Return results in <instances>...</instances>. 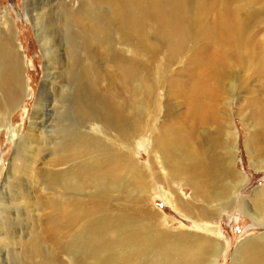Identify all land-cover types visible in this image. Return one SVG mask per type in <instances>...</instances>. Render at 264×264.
<instances>
[{
  "label": "bare ground",
  "instance_id": "1",
  "mask_svg": "<svg viewBox=\"0 0 264 264\" xmlns=\"http://www.w3.org/2000/svg\"><path fill=\"white\" fill-rule=\"evenodd\" d=\"M52 1L58 4L48 6L47 13L37 14L33 9L34 25L45 52L57 41L67 45V64L53 61L63 75L58 77L60 83L72 85L66 112L51 119L55 126L48 128L53 139L54 134L62 139L53 145L52 164L68 166L51 174L48 189L53 194L45 206L53 232L59 236L58 252L69 263H62L55 254L52 257L59 264H217L224 243L216 237L220 232L215 222L229 208L242 210L241 192L249 182L234 170L238 136L221 104L228 105L237 87L249 82V78H231L234 66L253 67L264 74V0H88L78 9L64 3L67 0ZM256 3L262 4L260 9H255ZM35 8L41 9L40 3ZM57 10L62 20L55 39L51 31ZM211 12L216 17L208 22ZM5 25L11 37L8 22ZM121 44L133 56L149 60L165 52L168 67L187 54L191 63L179 70L187 78H130V72L121 67L124 56L117 48ZM56 57L52 52L50 59ZM104 63L112 68L111 78L102 74L99 65ZM24 74L17 46L0 36V123L23 101ZM58 78L42 83L36 112ZM260 79L262 95L249 99L253 125L245 147L254 167L264 169V78ZM163 89H168L165 119L153 136L162 105L158 92ZM60 95L56 100L61 105L65 98ZM172 99L180 101L183 113L172 105ZM172 113L176 117L170 118ZM35 125L38 128L37 121ZM81 125L92 131L76 129ZM6 128L14 140L17 130ZM105 131L114 137L109 139V149L99 138ZM148 132L153 136L149 166H143L133 156L127 138L141 139ZM148 171L156 184L159 179L169 184L181 180L191 190L192 203L170 198L169 185L161 196L210 235L179 233L169 238L151 227L159 223V211L144 204L136 209L144 206L150 214L136 217L135 209L121 202L126 192L129 199L132 193L150 190L151 181H145ZM81 193L88 198H79ZM149 194L142 200H149ZM251 201L252 217L264 226V191L255 190ZM200 203L206 206L201 208ZM241 248L250 250L242 249L244 264H264L263 238Z\"/></svg>",
  "mask_w": 264,
  "mask_h": 264
},
{
  "label": "rangeland",
  "instance_id": "2",
  "mask_svg": "<svg viewBox=\"0 0 264 264\" xmlns=\"http://www.w3.org/2000/svg\"><path fill=\"white\" fill-rule=\"evenodd\" d=\"M87 1L67 0L64 3L67 2L73 9H78L83 2ZM37 3H40L41 9L39 10L35 8ZM57 4L58 1L52 0H44L43 2L40 0H0V36L17 46L22 57L23 68L25 69V95L23 101L10 111V115L6 117L7 120L5 122L0 123V264H59L52 257L53 254L57 255L59 261L62 263H69V258L62 251L61 253L58 252L59 245L56 241L59 236L53 232L46 207L48 197L50 194H53V191L48 189V183L51 182V174L68 167L65 165L54 167V164H52L54 146L57 141H60L61 137L54 134L53 139L48 129L51 125L55 126V124H51V119L53 120L63 111L66 112V105L68 106L67 97H70L72 85L69 82L60 83L59 78H62L63 75L59 71V65L56 66L57 64L54 62L61 60L63 63L65 62L64 64H67L68 50L65 43L57 41L53 47L52 45L47 46V52H45L43 42L40 41L41 36L37 33L33 20L36 13H47L50 6L53 7ZM261 6V3H256L255 9H260ZM33 9L37 10L35 14L33 13ZM214 17H216V12H211L207 18L208 22L213 21ZM61 20V13L58 10L55 11L53 30L51 31L55 39H58L56 30L60 28ZM5 21L8 22L7 26L12 31L11 37H7L8 32ZM261 28L263 30L264 26ZM262 33H264V30ZM117 48L124 56L120 62L121 67L130 72V78H187L182 72L180 75L179 71L180 69L185 70L191 63L188 60L189 56L187 54L168 67L165 64V52L149 60L143 56H133L122 44L120 46L117 45ZM52 52L57 54V57L51 60ZM46 53L48 57H46ZM136 65L139 67L138 71L135 70ZM99 66H101L102 74L106 78H111L109 75H111L112 68H110L109 64L104 63ZM258 72L253 67L241 68L234 66L231 71V78H247V80L249 78V82L239 85V90L237 87L235 96L228 98V105L221 104V109H225L226 113H228L227 119L229 125H231V128L238 136V151L234 170L237 173L245 175L249 182L241 192V198H244L243 203L241 202L242 210L238 211L234 208H229V211L223 212L215 222V227L220 232L215 236L220 239L221 243H224V248L221 255H219L217 264H244L243 253L250 252V250H244V248H241V245H247L249 241L264 239V226L260 222L255 221V218L250 213V209L253 210L254 208L251 200L253 199L255 190L264 191V169L254 167L253 161L249 157L245 147V141L253 125L250 117L251 109L249 102L253 97L261 96L263 92L262 79L260 78H264V74ZM46 78L58 79L49 87L48 94H46L49 98L45 99L40 110L36 112L41 85ZM243 86L247 89L244 90ZM167 90L163 89L158 92L157 100L162 105L158 117H155V124L157 122V125L154 124L155 134L152 133L153 136L159 133L161 129H158V127L165 119L164 106L168 103L166 98ZM52 92H56L53 97ZM57 94H61L62 96L60 95V97L65 98V102L61 105L56 100ZM256 94L258 96H255ZM171 102L175 107L180 104L178 103L180 101L176 99H172ZM177 108L179 112H184V107L180 108L178 106ZM176 115L172 113L169 117L173 118ZM73 117H75L74 114ZM36 121L39 124L38 128H41L40 131L35 125ZM40 123L44 126H41ZM6 126L11 130H17L18 135L14 140L10 139ZM85 126L81 125L76 127V129L80 128L83 132L92 131L85 128ZM88 127L93 129V126L89 123ZM105 133L106 135L104 136L99 134V138L101 139L100 142L104 144L103 146L109 149V139H113L114 137L113 133L109 131H105ZM29 135L30 137L34 136L31 137L34 139L28 141ZM149 135L150 132L144 134L141 139L135 137L127 138L133 156L139 157L140 163L143 166H149L148 152L151 149V139L153 138V136L149 137ZM20 141L21 143H19ZM121 142H123L122 139H120ZM117 149L119 150L120 146ZM122 151L124 152L125 150H121L120 152ZM159 170L161 169L159 168ZM161 173L163 174L162 170L160 173L158 172L162 178L163 175ZM151 176L150 171H148L145 181H151L152 185L150 190L147 189L148 192L142 190V192L132 193L128 199L127 194L129 196V192H126V190V193L123 192L121 202L128 208L135 209L134 213L136 217L150 214V210L144 206L141 209H136L139 206L145 204L146 206H152V209L155 208V212L159 211L156 213L160 219L159 223L154 222L151 224V227L156 226L157 232L167 235L169 238L179 233H187L197 237H203L206 234L210 235L203 230H199L200 228H196L189 220L183 218L161 196V194L167 193L170 187V198H174L175 196L176 201L178 200L177 197H179L184 202L192 203L191 190L182 186L181 180H174L171 182L172 184H169L163 183L159 179L156 184V181ZM145 192L151 193L147 197L149 198L151 195L147 201L142 200L143 195L146 194ZM78 197H83V199L88 198L84 193H81ZM199 206L202 208L206 205L201 204ZM212 206L215 207L216 205L213 203ZM207 209L210 210L211 208ZM212 227L214 228V226ZM165 243H167V240Z\"/></svg>",
  "mask_w": 264,
  "mask_h": 264
}]
</instances>
